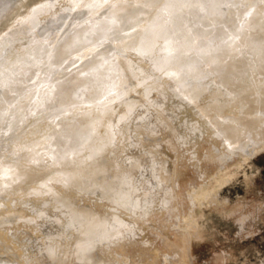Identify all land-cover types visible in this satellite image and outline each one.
Returning <instances> with one entry per match:
<instances>
[{"label":"bare ground","instance_id":"6f19581e","mask_svg":"<svg viewBox=\"0 0 264 264\" xmlns=\"http://www.w3.org/2000/svg\"><path fill=\"white\" fill-rule=\"evenodd\" d=\"M2 1H4L5 4L2 3ZM2 1L0 3H1V6H3L2 9L5 7L4 8V12H5L6 11L5 9H7V7L9 5H8L7 1L6 2H5V0H2ZM32 1H34V0H32ZM57 1L58 0H56V1L54 0L53 1L54 4H57L56 3ZM60 1L62 2L63 0H60ZM60 1H58L59 2L58 4H60V5H58V4L56 6L54 5L57 8L56 11H53L56 9L54 6L53 7L55 9H53V7L50 6V8L52 10H50V9L49 10L53 11L56 14V13H58L57 11L60 12L61 6H63V8H61V12H63L64 5H65V7L69 4L72 6L71 0H67V1L64 0L62 3H64V2H66V3L63 5H61L62 3ZM74 1H75V3L73 4L74 6H72V8H74V7H76V8H74L73 10L77 9L78 7L80 8V6L82 5L84 7L81 6V9H83V8L85 9L86 7H89L90 11H93L92 6H99L97 2L102 1L99 4H102L104 2V5L102 4L101 6L98 7L100 9L104 8L102 6H105L106 4L109 5V2H111V0L109 2H108V0H104V1L103 0H101V1L94 0V3H93V0L92 1L80 0L79 2H78V0H74ZM76 1L78 3H76ZM119 1H121V0H119ZM119 1H118V3H119ZM153 1L154 0H142V2H144L145 4L147 2H148L147 4H149V3L150 4H152V3L156 4V3L160 2V0H159V2H156V3H154ZM155 1H157V0H155ZM227 1H231V3H229V5L234 4V7L236 5L235 4L236 2L237 3L241 2L240 0H238L236 2L232 1V0H227ZM49 2L50 1L48 0V3ZM67 2H68V4H67ZM95 2L97 4H95ZM112 2H115V4H117L119 6H120V4H123V3L118 4V3H116L115 0ZM161 2H163V1H161ZM224 2H225V4H224ZM243 2H245V1L243 0ZM251 2L252 1H250V4H252ZM256 2H255V0H253L254 6L250 7V8H253V10H254L253 11V13H254L253 17L251 16L250 18H248L249 21L248 22L245 21L246 22L245 23L244 20L247 19L245 17L248 13L246 14L244 11V14H246L244 16L245 19L242 20V18H243V14H242V18H240V21H242V23H241L239 21V17H241V14H239V13L242 12L243 9H245L247 11H251V10H248L250 4L249 5L247 4L248 5L247 8H245V6H244L243 9H241V6H239L238 8H240L242 11L237 10L238 9L237 8L236 10L240 11V12L236 13L235 10L232 9L233 8L232 5H230V8L232 7L231 8L232 10H229L230 9L229 7H228L229 9L227 8V10H225L226 0H166L165 3H163L162 5L160 3L159 6L157 5L155 7L156 10L154 12H156V13H154V15L153 14L151 15V17L154 16V19L152 21H150V20L153 17L150 18V16L148 15L150 18V20H149L148 16H147V19L150 21V24H146L143 22V16H145L144 13H142L143 16H141L142 20L139 17V12L141 13L144 10L143 7L145 5L143 3L139 2V4L137 6H135L136 4L134 5L133 3L130 4L131 6L133 5L132 7H130V9L135 6L132 10H130V9H128V10L123 9L122 10V8L119 6H118V8H116L117 5H115L113 3L116 7H113V6L112 7H113V9L114 8H116V9L114 10V12H113V10L109 11V13L113 12V14L110 17L105 18L109 14L106 12L107 15L104 13L105 19L100 18V19H96V20L94 19L93 20V18H91L93 21H95V23L92 22L91 25H93V26H91V27L89 26L90 22L88 23V21L86 22L84 20L86 23H88V27H90V28L88 29L87 26H83V27H87V29H88L87 30L86 28L80 27V28H82L80 31H78V32H80V34L77 31H76V33L72 32L71 35H72L73 41H70V42L68 41V42H69V44L70 43L74 44V43H76L74 41H77V40H79V41L84 40L85 41V40H88L89 38L91 40L93 38L98 40V38L103 37L107 33L108 28L111 25L112 26L115 25V29H116V27L118 29L119 28L122 29L125 27H127V29H128L129 27H131V30H130V28H129V30H130V32H133L132 30L135 27L133 25L135 23H136V25H138L140 23L139 21H141L144 23V26L141 23L143 26V29L145 27L144 31H142V33H140V34H144L143 37L141 36L142 38H140V35H137L139 37V39H138V37L137 38L135 37L134 39H132V41H130L131 43L129 42L130 45L128 44V46H131L133 48V51L136 53V55L139 57V60H140V62L138 64H137V62H136V65L134 64L135 69L133 68V66H134V65H132L133 63H131V62L135 61V59L133 58L132 49H128V50H131V51H129V53L130 52L132 53V58H133L132 61H126L125 59H119V57H117L119 54L117 56H114L113 54H108V52H106V51L99 53V51H100L99 50L96 53L97 55L95 54L96 56L92 55L93 57H91L92 59H91V62L89 61L90 63L88 62V64H85V66H83L82 69L79 70V72L74 71L75 74L74 75L71 74L73 76H71V77L68 76V79H66V80L64 79V77H66L65 74L67 72L69 73L71 71H68L65 69L64 71L65 72L67 71V72L66 73L64 72V74H63L62 73L63 70L61 72V71H58L60 69H58V70L56 69L57 70L56 73L61 72L59 74L57 73L58 75H55L56 74V73H54L55 71L54 72L52 71L54 73V74H52V76L55 75L58 79L52 77V79L50 80V83L52 82L53 78H54V80L56 79L59 81L61 74H62V76L63 75H65V76L63 78L61 76L62 79H60V80L62 83H60V82L57 83V81L55 80V82H53L55 85L52 88H51V86H52L51 85L50 90H49V86H48V84H49L48 78H50V72L52 69L51 65H49L50 67L47 65L48 66V67L46 66L47 68L43 67V70H42L41 69L42 66H45V63H46V61H48V59L44 60V58H42L45 61V63H43L44 61H42V59H41L42 62H40V60H38V58H40V57L37 58V56L35 54V52L39 51V49L42 48V46H41V48H39L40 45H42L43 43L46 44L45 40H44V42L41 41V43H40L41 37H43V35L46 32H43L44 34L39 35V37L41 36L39 42H38V38H39L38 36H37V40L35 38L34 39L29 38V40L27 42L26 41L28 39L27 37H29V36H27L26 39L24 40L26 43L25 42H19V38H17L14 34H13L14 36H12V35L8 36L9 34L8 35L4 34L7 32V30H6V32H4L2 34V36L3 35L4 36L0 39V86L6 88V90L3 91L4 92V94H2L3 97L1 96V98H0V121L3 117L6 118L7 115L10 116V114H12L11 115L12 120L9 117H7L9 122L11 120V127L13 125H15V127H13V128L10 127L11 128L10 131H13L12 129H15V128H16V130L19 127L21 128V125L19 123H22V121H24L25 117H26V119H28L27 116H29V115L31 118L32 112L37 107H39L40 105L47 103V101L49 99H51L50 97L52 95H54L55 93H56V95L52 96V98H55L58 95L59 97L57 96L56 99L61 98L62 100H65V101H71V100L75 101V100H78V98H82V100L84 102H82L81 99H80V101L82 102V104L80 102L81 105L78 104V102H74L78 105L75 104L72 106L73 107L76 106V107H74V108L68 107L67 110L65 109L68 112V114L62 116L60 118V121L56 120V123L54 125H53V123H51L50 125L46 124L47 126L46 125L43 126L44 124H41L39 121H38L39 124H36L37 121H34L36 126L39 125V127H40L42 125L41 129H39L37 132H35L33 130H32L33 132H31V130H30V132H27L29 129H26L27 127H25V130H27V131L25 132V130L23 131L21 129L25 133L21 132L23 134L21 135L20 138L18 137L19 139L18 138L16 139L14 137V135L18 131L16 133L14 131L13 133H15V134H13L11 132L13 134V136H12V134L10 132H8L9 130L6 129V127H3V131H4V129H6L8 131H4V133H3L1 131L2 127L0 126L1 139L3 138V134L6 136L5 132H8L9 137L12 136L16 139V141H15L12 138L13 141H11L12 142L11 144H13L14 145L13 146V145L9 144L10 139L7 138V139H9L8 140L9 143H7V146L10 145L11 147H14L13 148L14 151L12 150V155L17 154V153H15L16 151L19 152L20 155H22L21 160H19V162L16 161V160H18L17 156L19 154H17V156H15V157L13 155L12 158H14V159L16 158L15 159L16 162L13 163L14 159H12L11 160L13 163L12 165H10V163H9L10 162L9 159H11V158L8 157L9 158L8 159L6 157L5 159L6 160L8 159L7 161H9V162H7V164L9 163L10 166L6 165V164L2 165L0 163V167L2 165V167L0 169V176H1L0 180L2 181V184H3V186H2L1 181H0V185H1L0 189L2 191H4V192H2V191H0V192H2V194H4L5 190H7L8 192H9V190L12 191L13 189L18 190L16 188V186L19 185L20 183L19 184H16V183L22 177L24 178V181H23V178L20 181H23V183H24L26 181L25 178L28 177L31 181V184H27V185L25 184L26 185L25 188H23L21 186L22 188H20L19 190L24 193V194L21 193L22 195H25V196L34 195L35 196V195L39 194V196H40V194H48L49 196H46V197H49V199H47V201L52 199V197L53 198L56 197L58 201H55V202L59 203V200H61L62 203L66 204V205L63 204L64 206H61V207L66 208L65 212L62 210V208L60 210L59 209L60 206H59V207H57V209H59L61 213L59 212V210H58L59 213H55V212H57L55 206H58V205H56L57 204L56 203L54 206L55 209H53L55 211L53 213H51L52 211L44 210V211L38 212V214H35L36 215L35 217L32 216V217H34V218L31 217L32 220L28 217V219H30L29 222L32 223V226H31L32 227V234L37 239V242L35 240L31 239L33 242L30 240L31 243L30 244L27 243L28 244L27 247H31L32 249L35 248V251H33V252H35V255L39 256L37 259H36V257H35V259H32L34 257V253H32L33 257H30L31 256L30 253L32 251L31 252L29 251L30 256L28 255V252L25 254L28 256L25 257V255H23V252L25 253L27 251V249H24L26 251H22L23 247H21L22 245H19V244H21L22 241L19 240V238H18L19 242L21 241L19 244L17 241L16 242L13 241V243H15L16 245L18 244L19 247H21V249L18 248V245L14 246L15 244H13L11 242V240L4 233L6 231L0 232V264H26V262H32L34 264H64L70 260L78 261V262H81L83 264H121L120 262L117 263L116 262L117 260L114 259V256L117 253L116 250L114 251V252H116L115 255L112 256V254L110 253L111 251H109V250H111L110 248L113 246H115V248L116 247L121 248L124 245L123 243L128 242V241H130V242L134 241L139 236V235L137 236V234H136V231L139 229L137 227L138 222H136V220L137 219L138 220L139 219L144 220V219L148 218L150 216V214H152V208H154V206L156 208L157 207L156 205H158V204H161V207L165 211H168V209L170 208V204L173 203L172 200L175 199L174 197H175V193H176L175 187L173 188L174 189L173 190L172 186L170 185L172 182V180H170L171 176L173 177L174 175H171L172 172L169 171L170 170L169 165L167 164V162H165L166 160H163V158H161V157L160 158L162 160L159 159V160H161V162H158V159L156 157L157 156L156 153L159 149V148L157 149V147H160L161 144H160V146L157 145V147H155L156 145H154L155 143L153 142L154 144H152V146H154L155 148H152L150 146L149 147L143 146L145 148H142V147L138 146L137 142H136L135 145H137L138 147L134 148V146H132V143L130 144L129 142H127L128 138L130 139V137H128L127 132H129V130H132V128L135 127L134 130H137L139 128L141 130V132H144L147 130L149 135L151 133L152 135L155 136L156 132H158L157 134H159V132H160L159 130L164 126V125L162 126L161 124H165L164 123V122H166L165 120L169 119V118L171 119L172 114L173 113L175 114L174 110H173L174 112L172 113L171 110L168 109V108H170L171 104L174 105L172 103L174 96L177 97V96L181 95V96H183V98L184 97L187 98L188 101L189 100L191 101V99L194 98L196 95L198 96V93H199L201 87L199 85H192V84L189 85L190 84V83H188L189 80L188 81H186V80L188 77L190 78V76L195 77V76L199 75V72L200 73L203 72V73H201V75L205 74L206 72L203 70H206V69H203L202 71L198 70L201 68L202 64H203L202 66H206L205 68H207V65L211 66V68H209L208 72L212 68H214V67L219 68L222 65L227 68L226 72H229L228 70H230V69L233 71V68L236 69L237 67L242 68L245 66L246 67L244 69L246 70L250 66H253V65H251V62H252V59L254 60L256 57L255 60L259 61V65H258V67L257 66L256 67L258 69H260L261 71H264V3H262V2L259 3L258 1H256ZM28 3L29 2H27L25 5L28 6ZM30 3H32V2H30ZM43 3H45V1ZM48 3H45V5H47ZM50 3L52 4V1ZM136 3H137V1H136ZM6 4L8 6H5ZM9 4L13 5L11 3H9ZM35 4H37V6H38V3H35ZM35 4H33V5L35 6L34 8L36 9L37 7ZM76 4H77V6H75ZM241 4H242V2H241ZM241 4H239V5H241ZM244 4H242V5H244ZM45 5H44V7H45ZM145 7H148V5ZM34 8H33V6L31 7V13L33 12V14L30 13V17H31V15H32V17H34L33 16L34 12L35 11L37 12V10H35V11L32 10ZM39 8H41V9H40V12L38 11L39 12L38 14L42 13V11H41L42 9L43 10L48 9V7L46 9H44L42 7V4L40 5ZM96 8L97 7H95L94 11L95 12L99 11V9L98 8L96 9ZM148 8L150 9V7H148ZM2 9H0V10L3 12ZM109 9H111V7ZM213 9H215L214 11H217L215 13L216 14L218 13V16L220 15L219 16L220 18L218 17L219 20H215L217 17H215V19L213 18L215 21L218 22V23L215 22V24H214V20L212 19V17H214L213 15H216V14H212V17L210 16V12H212ZM87 10H88V8L86 9V11ZM89 10L87 11L88 15L92 13V12L89 13ZM104 10H107V9H104ZM201 10L202 11L203 10H207V11L210 10V11L208 12L209 13L208 15L207 14L203 15V14H201L202 13ZM28 11H30V9H28L26 11V13ZM86 11H84V12H86ZM122 11H124V12L121 13ZM214 11H213V13H214ZM43 12L49 13V15H51L53 13V12H51V14H50V12H47V11H43ZM95 12H94V14H96ZM203 12L205 13V11H203ZM26 13L24 15H26ZM46 13H44L45 15H43V14H42V16L40 15V17H42V19H43V16L46 17V15H48ZM77 13H79V12H77ZM77 13H75V11L72 12L73 15L77 14ZM219 13H221V14H219ZM38 14L35 18L38 17ZM146 14H147V12H146ZM2 15H0V16H2ZM103 15H102V18H103ZM238 15H239V17H238ZM21 16H19V19L23 18V20H24V16H22V17ZM26 16H28V13ZM53 16L55 17V15H52V17H51L52 19H53ZM75 16H73V19H75ZM86 16H87V13H86ZM92 16H93V14H92ZM205 16H207V17L210 16L208 18H211V20H213V22L212 21L211 22L214 25L211 26L212 24L209 20L210 25L207 26L210 28V30H212L211 32L214 33V34L210 33L211 36L213 35V38L210 37L209 35H208L209 38H207V36L205 37V35H203V37H202V36H200L201 35L200 33H199L200 35L198 34V32H201L202 30L206 31V29H207V28L204 29L205 27L203 28L202 24H200V26L203 29L201 28L202 29L201 31H199V30L196 31V27L198 26L197 24H199L200 22L206 21L205 22L206 24H204V26L207 25L208 20H204ZM40 17H38V19H37L38 21L41 19ZM76 17L78 18L79 15H77ZM84 18H86V17H84ZM147 19H144V20L147 21ZM31 20L32 19L26 20V17H25L26 22L31 21ZM37 20H36V23H39V22H37ZM12 21H10V22H12ZM33 21L35 23L34 19L31 22H33ZM40 21H42V20H40ZM46 21L47 20H45V22ZM75 21L76 20H74V22H72L71 24H73V23L78 24V22H80L79 26H82L81 24H82L83 20L80 21V17H79V21H77V22H75ZM2 22H4V20ZM2 22H1V25H2ZM42 22H44V21H42ZM42 22H40L41 23L40 26L42 25ZM19 23L20 24L24 23V21L20 20ZM34 23H32V24L35 25L36 23L35 24ZM48 23L49 22L42 25L40 28L43 27L42 29H44V26H46ZM219 23H223L224 25L225 24L229 25V27L231 29L234 28V26L236 28L240 27L237 29L238 32H239V30H241L240 33H238V32L232 33L233 38L234 37L235 38L238 37V38L235 40H231L230 43L226 42L225 40H227V36H229V35H226L224 33L226 31L223 32V30H226V29L224 28L223 25H221ZM237 23L239 24L238 27L236 26ZM13 24H14V22H13ZM29 24H30V22L25 24V26H27V25L29 26ZM77 24H75V25H77ZM141 24H140V26H141ZM145 24L147 27L145 26ZM218 24L221 27L223 26V28H222L223 30H221V28L218 27ZM7 25H9V24L7 23ZM195 25H197V26L195 27ZM32 26H30V28ZM49 26H50V24L48 25V27ZM69 26H70V24H69ZM132 26H133V28H132ZM36 27H39V26L37 25ZM36 27H34L35 30L40 29V28L36 29ZM48 27H46V28H48ZM137 27H136V29H137ZM194 27H195V29H194ZM227 27L228 26H226V28ZM28 28L29 27H27V29ZM236 28H234V29H236ZM32 29H33V27H32ZM73 29H74V27H73ZM121 29L119 31L120 34L123 32V29H122V32H121ZM127 29H124V31H127ZM143 29H141V30H143ZM197 29H199V28H197ZM208 29H207V31H209ZM3 31H5V30H3ZM3 31H1V32H3ZM204 31H202V34ZM242 31H243V33H242ZM15 32H17V29ZM136 32H137V30H136ZM230 32H231V30H230ZM230 32L228 30L227 33H230ZM124 33L125 32H123V34H121V35H124ZM126 33L128 34V31ZM207 33L209 34V32H205V34H207ZM61 34H64V33H61ZM116 34H118V33H116ZM127 34L123 36V39L127 38L126 37ZM134 34H135V29H134L133 35ZM136 34H138V32ZM222 34L224 36H226L225 39H224V36L222 39V37H221ZM48 35H46V36L44 35V36L47 37ZM68 35H70V34H68ZM111 35H113V33ZM30 37H32V36H30ZM45 37H44V39H47ZM119 37H121V36H119ZM129 37H131V34L129 35ZM105 38H107V36ZM220 38L222 40H224L223 44H222V41ZM70 39H71V37H70ZM230 39H232V38L230 37ZM57 40L58 39H56V41ZM59 40H60V38H59ZM100 40H102V39H100ZM34 41H36V43L37 42L40 43V45L37 43L39 45V47H37L38 46L37 44L35 45ZM84 41H83V44H82V41L80 44L77 42L76 43L77 45L74 44V46H71L72 49L69 47V44L67 47H64L63 43L61 45L60 41H59L60 42L59 44L57 43L58 41L54 43L55 45L57 43L56 47H54L55 45L50 46L52 44L51 43V44H49V46L51 49L53 47V49L51 50L50 54L48 52L44 53V51L47 50L46 48L48 47V45L43 44L46 48L43 47L42 48L43 52H42V50L40 52H42L43 55H46V57L48 56V54L52 56V58H51L52 60L49 59V61L50 60L51 61L50 62L48 61L50 64H52V63L56 64L58 62L60 65V64H62L61 63L62 60L65 59V56L68 59L70 56H73V54L75 53V52L74 53L71 52L73 49L75 50V48H77V47L80 49V46L84 45L85 43H86L85 45H87V43H89V41L88 42H84ZM99 41H98V43H100ZM103 41H104V38H103ZM106 41L111 45L113 44L112 43L113 41L112 42L108 41V39H106ZM119 41L121 42V40H119ZM120 42H119V46H120ZM115 43H116V41H115ZM5 44H9L10 50L8 51V53L3 52L2 48ZM78 44H79V46H78ZM91 44H90V47L87 46V50H88V47H89V49L91 48ZM95 44H97V42H95ZM100 44L102 45V43H100ZM100 44L98 46L92 44V46L93 47L94 46L100 47ZM117 44H118V42H117ZM121 44H122V42H121ZM85 45H84L85 49H83V50L86 51ZM244 45L245 46L247 45L246 47H248V45H249L248 50L250 49L251 53H250V51H247V49L245 50V52L250 53V56H248L249 54L247 55L248 57L245 56L247 53L245 55L242 53V51H243L242 49L244 48ZM126 48H129V47H126ZM48 49H49V47H48ZM66 49L67 50L70 49V51H69L70 56L69 57H68V54L64 56V53L67 52ZM103 49H104V47H103ZM124 49H125V46H124ZM124 49H123L124 53L120 52V55L123 54V56H126V59H128V57H130V56L128 55V57H127L128 52H125L126 50H124ZM94 50L92 51V53L94 52ZM79 52L81 53V50ZM79 52H78V54H80ZM71 53H73V54L71 55ZM83 53H85V55H84L85 57H86V55H88V52H83ZM135 53H134V55H135ZM78 54L77 55L74 54V55L78 56ZM37 55L40 56L39 52L37 53ZM89 55H91V54H89ZM51 56H48V57L50 58ZM41 57H42V54H41ZM63 57H64V59H63ZM121 57H122V55H121ZM68 59H65L63 61V62H65V64H63V69L65 67H67V69H70L73 66L71 63H69V65L71 64L70 67H68L66 65V62H67L66 60H68ZM60 60H61V62H59ZM89 60H90V58H89ZM258 61H256V62L258 63ZM82 62H83V59H82ZM256 62L254 64H256ZM38 64H40V65H38ZM46 64H48V63H46ZM204 64H206V65H204ZM59 65H58V67H61V65L60 66ZM126 65H127V67H131L133 69L131 70L129 68L128 72H127L126 71ZM248 65H249V67H247ZM39 66L41 68H38L39 70L37 71V73L39 75L37 73H35L38 75V76L36 75V78L41 76L40 75L41 73H42V75L44 73V75H43L42 79L41 78L39 79L40 80L39 85H36L37 86L36 87V86L31 85L34 82H30L31 84L27 83L28 82L27 78H29V76H30L29 75L27 77V73L31 70L34 71V68H35L34 72H36V69ZM79 66H80V64H79ZM54 67H56V66H53V68ZM73 67H76V66L74 65ZM76 68H78V67H76ZM216 68H214V69H216ZM254 68L255 67L249 68V70L252 72V74L249 73L251 76V77L249 76V78H250L249 80H253V79L257 80L256 79L257 77L253 78V76H252V75H254L253 71H252ZM221 69H223V68H221ZM258 69L255 68V70H258ZM71 70H72V68H71ZM76 70H78V69H76ZM129 70H130V72H129ZM237 70H240L241 72L243 71L239 68H237L236 71ZM245 70H244V72H245ZM40 71H43V72H40ZM197 71H199V72L197 73ZM214 71L216 72L217 70H214ZM214 71L211 70L212 73H214ZM222 71H224V70H222ZM240 71H237V75H238V72H240ZM217 72H219V71H217ZM233 72H235V71H233ZM241 72H240V75L242 76L244 73H241ZM129 73H130L131 77H132V75H136V77L138 76L137 78L140 77V80H138V81H141L140 86H142V84H144V85H143L142 91L139 93L138 98L132 99L133 98V95H132L131 99L127 98V100H126L123 97V94H124L123 92H125L123 90L124 89L127 90L128 87L126 86L127 87L126 88L124 86L125 88L122 89V85L125 83V81L128 82L127 78L129 77ZM210 73H208V74H210ZM245 73H247V72H245ZM214 74H215V76H217L218 73L217 74L214 73ZM219 74H221V73H219ZM224 75L225 74H223V76ZM258 75H259V72H258ZM260 75H261V72H260ZM260 75L258 78H260V77L264 78V76L262 77ZM33 76L35 77V75H33ZM202 76H204V75H202ZM228 76H230L229 73H228ZM231 76H232V74H231ZM241 76H239V77H241ZM34 77H33V80H31L32 78L30 77L31 78L30 80L34 81ZM194 77H193V80H195L197 78L196 77L194 79ZM235 77H237V76H235ZM247 77H248V73L246 74V78ZM204 78H205V76H204ZM204 78H202V79H204ZM206 78H210V77H207V74H206ZM220 78L216 81L218 82L219 80H221ZM241 78L243 79V77H241ZM244 78H245V76H244ZM251 78H253V79H251ZM136 79L134 77L135 83H136ZM222 79H223V77H222ZM229 79H230V77L228 78L226 76L224 78L225 81H227V80L229 81ZM232 79H231V83H232ZM242 79H238V80L241 81ZM37 80H35V82ZM62 80H64V82ZM210 80H212V79H210ZM213 80H215V78ZM238 80L237 81L233 80V81H234V83H237V82H239ZM255 80L252 83V86H253V84L259 85V82L256 83ZM216 81H215V83H216ZM137 83H139V82H137ZM220 83H222V82H220ZM241 83L243 84V82H241ZM193 84H196V83H193ZM242 84H240L241 87L244 86ZM124 85H126V84H124ZM127 85H128V83H127ZM136 85L139 86L138 84H136ZM136 85L134 87H136ZM222 85L223 84H221V86ZM224 85L226 87L228 86L226 84H224ZM236 85H239V84H236ZM27 86L29 88L31 87V91L28 89ZM32 86L34 88H36V91L32 88ZM25 87L30 91V92H28L30 94L29 95L27 94L28 96L24 93V92H27V89L23 92L24 96L22 94V90L25 89ZM228 87H230V85ZM237 87H240V86H235V88H234L235 90H232L233 92H235V94L237 91V95H233V96H238V98H242V100L244 99L248 102V107H247L246 113L242 116V114H241L242 112H240L241 117H238V120L232 119L233 121L235 120L236 122H232L231 120H229V119L235 117L236 115L230 116L231 118H229L228 116L227 117L225 116L226 119L228 118V121H226V119L223 118L226 121V124H225V121H223V119H222V121L224 123H222L221 120H218V121H221V122H219V124L222 123V124H220L221 126H223V124H225L226 128L223 129L224 126L223 127L218 126V127L222 128L221 130L218 127H216V128L214 127V128L216 130L218 128L217 131L220 130L219 134L221 133L222 136L225 135V133H226L231 138V140H233L235 142L234 146L240 147L239 142L241 140H243L242 139V137H243L242 133L244 131H247V132H249L255 136H256V134H259V136H262L260 134L264 133V124L263 125L260 124V122L263 123V121H259V120H261L260 118H258L257 116H255V118H254V116H253L254 115L253 109H256V107H264V91L260 90V89L258 91V90H256V88H254V86L252 89H250V87H247L246 88L247 90H244L245 87H244V89H242L241 87H240L241 89L240 88L236 89ZM260 87H262V86H260ZM260 87L257 86V88H260ZM0 89H2V88H0ZM32 89H33V91H32ZM139 90H141V89H139ZM203 90H202V93H203ZM232 91H231V87H230V91L227 90V92H229V93H231ZM136 92H137V90L134 93L137 94ZM202 93H200V95ZM21 94L23 97L27 96V98L25 100L23 99L24 101L20 100V102L22 101V103L17 101V99L19 98V95L21 98ZM36 94H38V95H36ZM39 95H40V98L38 97V99H39L38 100L39 102H38L36 100L37 98L35 96H39ZM126 95L128 96L129 94H126ZM127 96H125V98ZM128 97H130V96H128ZM3 98H7V100L9 99L8 102L6 103V99H3ZM195 98H199V96L195 97ZM235 98L237 99V97H235ZM56 99H54V100H56ZM175 99L176 98H174V100ZM13 100H15V101H13ZM54 100L51 99V101L49 100V102H48V103H50V102L53 103V105L49 104L52 107V110L56 106V104H54V102H55ZM141 100H143L144 104L138 105ZM194 100H192V101H194ZM195 101H197V99ZM58 102L60 104V100H58L57 103ZM177 102H179V101H177ZM239 102H241V101H239ZM64 103H67V102H64ZM180 103H178V104H180ZM221 103H222V101H221ZM38 104H39V106H37ZM69 104H71V103H69ZM178 104H177V106H178ZM208 104H210V103H208ZM216 104H215V106H216ZM45 105H47V104H45ZM65 105L63 104V106H65ZM239 105H241V104H239ZM60 106H62V105L60 104ZM174 106L176 107V103ZM218 106L219 107L221 106L220 100H219ZM46 107H44L43 118L41 117V115L38 116L39 118L40 117L42 118V121L44 123H45V120H47V118L49 117V116H47V118H44V115L47 113H50V111H52L50 109L51 108L50 107L49 108L50 110L46 111L47 112L46 113L45 112ZM56 107L54 108V112H55V109H58ZM200 107L201 106H199V112H200V110H201V113H202V110L203 111L205 110V112L207 111L205 108L201 109ZM219 107L214 108L213 110L210 108V110H212L214 112V110L216 109V112H217L218 111L217 109H219ZM22 108H24V110ZM59 108H62V107H59ZM196 108H197V105H196ZM241 108H243V106ZM38 109L39 108H37L36 110L37 111H39L40 109L43 110V108H40L39 110ZM224 109L225 108L223 107V110ZM42 110H40L38 112V114L40 112L42 113ZM166 110L171 112V114H170V112H168L169 115H171V117L168 115ZM177 110H178V108H177ZM210 110H208V111L210 112ZM223 110L221 108V110H219V111L223 112ZM257 110H256V112H257ZM59 111H60V109H58L57 113ZM66 111H64V112H66ZM251 111L253 112L252 117L250 115ZM62 112H63V109H62ZM62 112H61V114H62ZM165 112L167 113V115L169 117H166ZM59 113H58V115H61ZM54 114L52 113V115H54ZM4 115H6V116H4ZM179 115L180 114H178V116ZM55 116H56V114L54 115V117ZM33 117L35 118V116H33ZM33 117H32V120H37L36 119L37 117L35 119H33ZM51 117L52 116L50 115V118ZM57 117H60V116H57ZM57 117H55V118H57ZM30 118H29V120H30ZM176 118L180 119V117H177V116H176ZM7 119L4 120V118H3L4 121H6ZM43 119H45V120H43ZM48 120H50V119H48ZM52 120H53V118H52ZM169 120H168V122H170ZM178 120H176V121H178ZM210 120L212 121L213 118ZM4 121H3V123H5ZM31 121H29V122L24 121V122L25 123L27 122L29 124ZM57 121H58V123H57ZM216 121H217V119H215V121L213 120V122H212L213 124L211 123V125L215 126ZM229 121H230V123H229ZM9 122H7L8 124H6V123L5 124L8 126V125H10ZM53 122H54V120H53ZM214 122H215V124H214ZM3 123H1V125ZM25 123H24V125H22V127L28 125L27 123L25 125ZM147 123H149V126L147 125L148 127L145 128ZM172 123L173 122H171L170 124L172 125ZM170 124L169 125L167 124L169 129H170ZM175 124H177V122ZM32 125L29 124L28 127L29 126L31 127ZM137 125H138V127L136 129ZM260 125H262V126H260ZM36 126H33L34 130H36L35 129ZM139 126L144 128L143 129L144 131H142V128H140ZM143 126H145V127H143ZM165 126H166V124H165ZM173 126L175 127V125H172L171 131H174L175 134H177L176 133L177 130H174ZM158 127L159 128L161 127V128L159 129ZM242 127L244 129L243 132H242ZM157 129H159V130H157ZM164 129H165V127H164ZM164 129L162 128L161 130L164 131ZM169 129H168V131H169ZM18 130H20V129H18ZM140 130H139V132H140ZM221 131H224V132H221ZM146 132H144L145 135H147ZM246 134H248V133H246ZM129 135H130V133H129ZM141 135H139V136H141ZM172 135H173V132H172ZM19 136H20V133H19ZM134 136H136V135H134ZM150 136L147 137V139L150 138ZM229 137H228V139H229ZM140 138H142V136ZM152 138H154V137H152ZM157 138H158V141H159V139L161 140V137L157 136ZM225 138H226V136H225ZM1 139H0V141L2 142V140L4 138L2 140ZM7 139L4 140V142H3L5 144L2 143L3 145H6V142H8ZM251 139H253V138H251ZM163 140H162V142H163ZM176 140H178V139H176ZM244 140H245V138H244ZM244 140H243V142H244ZM137 141H139V140L137 139ZM145 141H147V140H145ZM151 141H153V140H151ZM154 141H157V139H155ZM168 141L171 142V140H168ZM13 142H15V144ZM170 142H169V144H171V146H172L173 144ZM227 142H228V144H230L229 143L230 139ZM140 143H141V141H140ZM236 143H239V145H236ZM156 144H159V143L156 142ZM139 145H141V144H139ZM242 145H243V143H241V146ZM168 147H169V145H168ZM230 147H233V146H230ZM2 148H3L2 152H4L7 147L2 146ZM161 148H162V146H161ZM1 150H0V155H1L0 159L4 158V156L10 155V154H6V152L4 153L5 155L2 154ZM7 150H8V148H7ZM8 151H7V153H11V149H9ZM160 152H162V151H160ZM160 152H159V154H160ZM163 153L160 154V156L166 154V153H164V154ZM2 155H4V156H2ZM10 157H11V155H10ZM155 157L157 160L155 159ZM163 157L166 158L165 155ZM6 160H5V162H6ZM2 161H3V159L1 160V162ZM24 176H26V177H24ZM174 178H172V179H174ZM27 181H28V179H27ZM172 185L174 186L173 182H172ZM62 187H63V189L64 188L66 189V190L64 189L65 193L63 192V190H61ZM88 187L89 188L90 187H96V188H98L97 190L101 189L102 191L100 190V192L99 191L98 192L103 194L104 198L108 202L110 201L111 203H109V204L112 206L107 204L108 207H104V208H108V210H102V209H96L94 206L91 207V205H88V204H87L88 206H86L82 202L80 205L79 200L76 201V203L79 202V203H77V205L72 204L73 202H71V203L68 202V198L71 196V191H73V189H77V190L79 189V190L83 191L84 188H86L85 191L88 192ZM16 190L13 192L18 193V191H16ZM91 190H92V192H93V190L95 191V189H91ZM82 191H81V194L78 191H76V192L79 193L78 195L82 196L85 193V192L82 193ZM8 192L6 193L5 196H7ZM74 192H75V190H74ZM90 192L91 191L89 190L87 195H89V194L91 195L92 192L91 193ZM8 195H10V194H8ZM11 195H14L12 197L17 196L15 194H11ZM75 195H77V194H75ZM93 195L96 196V194H93ZM98 195H100V194H98ZM177 196H179V195H177ZM10 197H6V198L10 199ZM19 197L20 198L17 200L21 199V196H19ZM28 197H30V196H28ZM82 197H84V196H82ZM16 198H18V196ZM22 198H27V197L22 196ZM97 198H99V196H97ZM104 198H101V199L104 201ZM99 199H97L96 201H98ZM4 200H7V199H4ZM44 200H42V201H44ZM54 200H56V199H54ZM54 200L52 199V202ZM102 200H100V201H102ZM27 201H26V203H27V205H29L28 202L30 201V199L28 202ZM72 201H74L73 197H72ZM1 202L3 203V201H0V206L5 204V203L1 204ZM49 202H47V203L49 204ZM47 203L45 204V206L48 205ZM5 205H3V207ZM24 205H26V204H24ZM31 205L32 204H30V206ZM101 205H104V204L101 203ZM9 206L6 205L5 207H9ZM109 206L111 207V209H109L110 208ZM24 208H25V206H24ZM24 208L22 207V209H21V206H20L19 209H20V211L21 210L22 211L28 210V209L23 210ZM118 208H120V209L123 208L124 211L130 212L131 215H129L128 218L121 217L122 215L120 216L117 212ZM3 209H5V208H3ZM3 209H0V210H3ZM6 210H8V209H6ZM9 210H8L9 212L7 211L8 213H6V212L3 213L4 210L1 211L2 214L0 212V223L1 224L3 223V226L5 225L4 222L8 218L15 217V215L17 214L16 208L15 209L9 208ZM50 210H51V208H50ZM123 210H121V212ZM119 212H120V210H119ZM30 214H33V213H30ZM120 214H122V213H120ZM18 216H20V215H18ZM28 216H31V215H28ZM125 216H126V214H125ZM164 216H165V214H164ZM23 217L26 218V216H23ZM23 217H22V219H23ZM167 217H168V215H167ZM16 218H18V217H16ZM135 218H137V219L135 220ZM165 219H166V217H165ZM167 219H169V217ZM26 221L23 220L22 222L26 223ZM29 222H27V223L29 224ZM139 222H141V220ZM142 223H144V221ZM160 223H161V221H160ZM166 223H168V222L166 221ZM12 224H14V221L12 222ZM147 224H148V222H147ZM24 225H26V224H24ZM147 227H149V226H147ZM28 228H29V226H28ZM168 228H170V227H168ZM141 229L142 228H140L139 230H141ZM68 233H69V235H68ZM134 233L136 234V235H134L135 238L133 237ZM141 233H143V232H141ZM32 234H31V237H33ZM66 235H68L69 238H66L67 237ZM9 237H11V235ZM26 238H27V236H26ZM11 239H13V238L11 237ZM33 239H34V237H33ZM28 241H29V239H28ZM103 242H105V243H103ZM101 243H103L104 245H101ZM143 243L144 244L146 243L145 240ZM143 243H141V244H143ZM99 244H100V246H99ZM98 246L99 247L102 246V247L98 248ZM122 249L123 248H121V250ZM139 251H141V250H139ZM156 251H157V249H156ZM135 253H136V251H135ZM145 253H147V252H145ZM152 253H154V252H152ZM152 253H148V255L150 254V257H151ZM123 255H125V254H123ZM155 255L156 254H154V256ZM129 258H130V256H129ZM152 258H153V255H152ZM132 259H134V258H132ZM149 259H151V258H149ZM23 260L25 262H23ZM121 261L123 262V260H121ZM32 263H28V264H32ZM135 263H136V261H135ZM72 264H73V262H72Z\"/></svg>","mask_w":264,"mask_h":264},{"label":"rangeland","instance_id":"374dc122","mask_svg":"<svg viewBox=\"0 0 264 264\" xmlns=\"http://www.w3.org/2000/svg\"><path fill=\"white\" fill-rule=\"evenodd\" d=\"M2 1V0H1ZM0 1V2H1ZM7 1V3H8V5L11 7H9L7 4L5 5V6H8L7 7V9H5L6 11L4 12V8L2 9V7L3 6H1V3H0V9H2L3 10V12L0 14V15H2L3 13V15L2 16H0V39L4 36H2V34L4 33V32H6V30H7V32L6 33H4V34H9L8 36H16L17 38H19V42H25L24 40L26 39V37L27 36H29V37H27L28 39L26 40L27 42H28V40H29V38H31V39H36L37 40V36L39 37V35H42V34H44L43 32H46L44 35L46 36V35H48L47 37H45L44 35H43V37H41V40H40V37L38 38V42H39V40H40V43H41V41H43L44 42V40H45V42H46V44H44L43 42V44L44 45H48V47H49V49H48V47L46 48L43 44L42 45H40V43H38L39 45H40V47H39V45L36 43V41H34L35 42V45L37 44L38 46L37 47H39V48H41V46H42V48L44 47V48H46L45 50L46 51H44V53L45 52H48L49 54H50V52H51V50L53 49V47H52V49L50 48V46H54L55 44V42H57L58 44L60 43L61 45H62V43H63V46L64 47H67L68 46V44H69V42L70 41H73L72 40V32L73 33H76V31L78 32V31H80L82 28H80V27H83V26H87L88 27V23L90 22V24H89V26L91 27V26H93V25H91L92 24V22H94L95 23V21H93L94 19L96 20V19H105V18H108V17H110L112 14H113V12H114V10L116 9V8H118V6L119 5H117V4H115V2H112V1H114V0H111V2H109L110 0H108V2H109V5L108 4H106L105 6H102V7H104V8H98L99 6H101L102 4L104 5V2L102 3V4H99V3H101L102 1L101 0H98V1H101V2H97L98 3V5L99 6H92L91 8L93 9V11H94V9H95V7H97L98 9H99V11H97V12H95L96 14H94V12L93 11H90L89 10V7H86L84 10L83 9H81V6H80V8L78 7L77 9H75V10H73L74 8H76V7H74V8H72V6H74L73 4L75 3V1L74 0H71L72 2H71V4H72V6L69 4V5H67L68 4V2H67V6L65 7V5H64V9H63V12H61V8H63V6H61V8H60V12L59 11H57L58 13H54L53 11H56L57 10V8L55 7L59 2L58 1H60V0H58L56 3L57 4H54V0H49L50 2L52 1V4L49 2L48 3V0H34V1H32V0H5V2ZM45 1V3H48L47 5H45V3H43V2ZM47 1V2H46ZM56 1V0H55ZM64 1V0H63ZM62 1V2H63ZM67 1V0H66ZM80 0H78V2H79ZM90 1H92V0H90ZM104 1V0H103ZM116 1V3H118V1L117 0H115ZM123 1V2H122ZM136 1H137V3H136ZM161 1H163V2H161ZM165 1L166 0H160V2H159V0H157V1H153L154 3H156V2H159V3H156V4H145L144 2H142V0H121V1H119V3L118 4H120V3H123V4H120V6L119 7H121L122 8V10L124 9V10H128V9H130V7H132L130 4H136L135 6H137L138 4H139V2L140 3H143L145 6H147L148 5V7H150V9L148 8V7H143L144 8V12L142 11L141 13L139 12V17H140V19L142 20V17L141 16H143L142 15V13H144V15L145 16H143V22L144 23H146V24H150V21H152L153 19H154V16H152L151 17V15L153 14L154 15V13H156V12H154L156 9H155V7L158 5L159 6V4L161 3V5L163 4V3H165ZM232 1H238V0H232ZM241 2H242V4H244L245 2V4L244 5H242L241 4V2H236L235 4V7H234V4H230V5H232V9L233 10H235V12L236 13H239L240 11H237V10H241V9H243L244 8V6H245V8H247V6L250 4V1H252L251 3L253 4H250L249 5V9L248 10H251V11H247V10H245V9H243V11L242 12H240L239 14H241V17H239V15H238V17H239V21H240V18H242V14H243V18H242V20H244L245 18H247V19H245L244 20V22L245 21H249V19L248 18H250L251 16L253 17V8H250V7H252V6H254V3H253V0H244L245 2H243V0H240ZM256 1H258L259 3L260 2H262V3H264V0H255V2ZM27 2H29L28 3V6L27 5H25ZM30 2H32V3H30ZM61 2V1H60ZM61 2V3H62ZM77 1H76V3H78ZM95 2V4H97ZM106 2V1H105ZM2 3H4V1H2ZM9 3H11V4H13V5H10ZM35 3H38V6L40 7V5L42 4V7L44 8V9H46L47 7H48V9H46V10H41L42 11V13H40V14H38L39 12H40V9L41 8H39L38 6H37V4H35ZM66 2H64V3H62L61 5H63V4H65ZM93 3H94V0H93ZM92 3V4H93ZM117 5V7L114 5ZM229 3H231V1H227L226 0V8H225V10H227V8L229 7L230 8V5H229ZM257 3V2H256ZM261 3V4H262ZM5 4V3H4ZM3 4V5H4ZM30 4V5H29ZM33 4H35L36 5V9L34 8L35 6L33 5ZM94 4V5H95ZM224 4H225V2H224ZM239 4H241V5H239ZM248 4V5H247ZM44 5H45V7H44ZM55 5V6H54ZM58 5H60V4H58ZM108 5V6H107ZM123 5V6H122ZM125 5V6H124ZM155 5V6H154ZM30 6V7H29ZM33 6V8L34 9H32V10H37V12L35 11L34 12V17H32V15H31V17H30V13H31V7ZM47 6V7H46ZM50 6H54L53 7V9H55V10H53V11H50V10H52L51 8H50ZM75 6H77V4L75 5ZM86 6V5H85ZM116 7V8H114L113 9V7ZM134 6V7H135ZM239 6H241V9L240 8H238ZM28 7V8H27ZM58 7V6H57ZM69 7V8H68ZM71 7V8H70ZM82 7H84V6H82ZM111 7V9H109ZM124 7V8H123ZM133 7V8H134ZM25 8V9H24ZM88 8V10H89V13H91V14H89L88 15V10L86 11V9ZM90 8V9H91ZM96 8V9H97ZM126 8V9H125ZM133 8H131L130 10H132ZM146 8V9H145ZM148 8V9H147ZM228 8V9H229ZM229 9V10H232V9ZM238 8V9H237ZM19 9V10H18ZM22 9V10H21ZM28 9H30V11H28L27 13H28V16H26L27 15V13H26V11ZM50 9V10H49ZM91 9V10H92ZM104 9H107V10H104ZM237 9V10H236ZM25 10V11H24ZM49 10V11H48ZM73 10V11H72ZM83 10V11H82ZM113 10V12L112 13H109V11H112ZM215 9H213L212 10V12H210V16L212 17V14H216L215 12H217V11H214ZM224 10V11H225ZM39 11V12H38ZM43 11H47V12H50V14H51V12H53L51 15H49V13H46V12H43ZM75 11V13H77V12H79V13H77V14H72V12H74ZM84 11H86V12H84ZM147 12V14H146V12ZM202 11V10H201ZM203 11H205V13L203 12ZM202 11V13L201 14H209L208 12L210 11H207V10H203ZM213 11H214V13H213ZM244 11H245V13L247 14H244ZM24 12V13H23ZM84 12V13H83ZM109 13L108 14V16H106L105 17V14L107 15V13ZM124 11H122L121 13H123ZM250 12V13H249ZM26 13V15H24ZM44 13H46V14H48V15H46V17L45 16H43V19H42V17H40V15L42 16V14L43 15H45ZM86 13H87V16H86ZM105 13V14H104ZM31 14H33V12L31 13ZM37 14H38V17H40L41 19L40 20H42V21H44V22H42V21H38L37 19H38V17L37 18H35L36 16H37ZM81 14V15H80ZM85 14V15H84ZM92 14H93V16H92ZM104 14V15H103ZM219 14H221V13H219ZM250 14V15H249ZM24 16V20H23V18H20L19 19V16ZM52 15H55V17L53 16V19L51 18L52 17ZM77 15H79V17H80V21H82L83 20V22H82V26H79V24H80V22H78V24L77 23H73V24H71L72 22H74V20H76L75 22H77V21H79V17L77 18L76 16ZM102 15H103V18H102ZM150 16V18H152L151 20H150V18H149V16ZM217 15V16H216ZM216 15H213L214 17H212V19L214 18L215 19V17H217L215 20H219V16H218V13L216 14ZM246 15V17L244 18V16ZM14 18H13V17ZM16 16V17H15ZM21 16V17H22ZM73 16H75V19H73ZM96 16V17H95ZM99 16V17H98ZM147 16H148V19L150 20H148L147 19ZM210 16H208V17H210ZM5 17V18H4ZM25 17H26V20H30V19H34L35 20V23H36V20H37V22H39V23H36L39 27H36L37 25L34 23V21L33 22H31V21H28V22H30V24H29V26L27 25V26H25V24H27L28 22H26L25 21ZM84 17H86V18H84ZM89 17V18H88ZM105 17V18H104ZM207 16H205V19L204 20H208L207 21V25L206 26H204V24H206L205 22H200L199 24H197V25H195V27H196V31L197 30H199V31H201L204 27V29H208L209 27H207V26H209L210 25V22L212 21L213 22V20H211V18H208ZM219 17V18H218ZM14 20H13V19ZM30 18V19H29ZM47 18V19H46ZM82 18V19H81ZM90 20L91 18H93V20L91 19L90 21L88 20V19ZM4 20V22H2L3 20ZM13 21H12V20ZM19 19V20H18ZM49 19V20H48ZM57 19V20H56ZM78 19V20H77ZM144 19H147V21L146 20H144ZM2 20V21H1ZM6 20V21H5ZM20 20L21 21H24V23H19L20 22ZM45 20H47L46 22H45ZM52 20V21H51ZM87 22L88 21V23H86L85 21ZM209 20H210V22H209ZM214 20V24H215V22L216 23H218L217 21H215ZM9 21V22H8ZM10 21H12V22H10ZM18 21V22H17ZM1 22H2V25H1ZM13 22H14V24H13ZM16 22V23H15ZM40 22H42V25H44V24H46L47 22H49L46 26H44V29H42V28H40L41 26H40ZM56 24H55V23ZM97 22V21H96ZM140 23L138 24V25H136V23L133 25V26H135L134 27V29H135V34L133 35V33H134V29L132 30L133 32H130V30H131V27H129L130 28V30H129V28L127 29V27H125V28H122L123 29V32H125L124 33V35H126L127 33V31H128V34H127V38L126 39H123V36L124 35H121V34H123V32H122V29L121 28H117L116 27V29H115V25H111L109 28H108V31H107V33L103 36V37H101V38H98V40H96V39H88V40H77V41H74V42H78L79 44L81 43V41H82V44H83V41L84 42H88L89 41V43H87V45H85V47H86V51L85 50H83V49H85L84 48V45H82V46H80V49L78 48H75V50L73 49L71 52H75L74 54L75 55H77L78 54V52L81 50V53L80 54H78V56H75L73 53H71V55L73 54V56H70V53H69V51H70V49L69 50H67L69 47L72 49V47L71 46H74V44L75 45H77L76 43H70L69 44V47L66 49L67 50V52H65L64 53V56L65 55H67L68 54V57H69V59L65 56V59H68V60H66L67 62H66V65L68 66V67H70L71 66V64L74 66H76V67H78V68H76V67H71L72 68V70H71V68L70 69H67V67H65L64 69H63V64H65V62H63L65 59H64V57H63V59L64 60H62V62H61V60L59 61V62H61L62 64H60L61 65V67H58V65H59V63L57 62L56 64L54 63H52V64H50L49 62L52 60L51 58H52V56L51 55H49L48 54V56H51L50 58L48 57H46V55H43V49L41 48V49H39V51H37V52H35V54H36V56H37V58L38 57H40V58H38V60H40V62H42V61H44V60H46V59H48V61H49V59H51L49 62L48 61H46V63H48V64H46L45 63V61L43 62V63H45V66H42V68L39 66V67H37V69H36V72H34L35 71V68H34V71L33 70H31V71H29L28 73H27V77L29 76V78H27V83H30V82H34V83H30L31 85H33V86H36V85H39V79L41 78L42 79V77H43V75H44V73H43V75H42V73L40 74L41 76H39V77H37L36 78V75L38 74L37 73V71L39 70L38 68H41L42 70H43V67H45V68H47L49 65H51V72H50V78H48L49 79V84H48V86H49V90L55 85L53 82H55V80H54V78H57L55 75H58L59 73H61L62 72V70H63V74H64V70L66 69V70H68V71H73L72 73L71 72H65L66 74V77H64L65 75H63L62 76V74H61V76H62V78L64 77V79L66 80V79H68V76L69 77H71V76H73L75 73H74V71H78L79 72V70L80 69H82V67L83 66H85V64H88V62L90 61L91 62V57H93L92 55H95L99 50V53L100 52H108V54H113L114 56H117L118 54V56L117 57H119V59H125L126 61H132L133 60V58L135 59V61L134 62H131V63H133L132 65H136V62H137V64L140 62V60H139V57L136 55V53L133 51V48L131 47V46H128V44L130 45V41H132V39H134L135 37L137 38L138 36L137 35H140V38H142L143 37V35L144 34H140V33H142V31H144V29H145V27H144V29H143V26H144V23L143 22H141V21H139ZM209 22V23H208ZM211 22V26H213L214 24ZM241 23H242V21H240ZM243 22V23H244ZM5 25H4V24ZM7 23L9 24V25H7ZM12 23V24H11ZM19 23V24H18ZM32 23H34L35 25H33ZM54 23V24H53ZM143 24V26H142V24ZM246 23V22H245ZM50 24V28L48 27V25ZM69 24H70V26H69ZM75 24H77V25H75ZM140 24H141V26H140ZM146 24H145V26H146ZM200 24H202V26H203V28L200 26ZM219 24H221V25H223L224 26V28L226 29V30H223L222 28H223V26L221 27V26H219ZM218 24V27H220L221 28V30H223V32L224 31H226V32H224L226 35H229V36H227V40H225L226 42H228V43H230L231 42V40H235V39H237V38H233V34L232 33H237L238 31H237V29L238 28H240V27H238V23L236 24V26L238 27V28H236L235 26H234V28H236V29H234V28H230L229 27V25H224L223 23H219ZM4 25V26H3ZM24 25V26H23ZM33 25V26H32ZM3 26V27H2ZM10 28H9V27ZM30 26H32L33 27V29H32V27L30 28ZM52 26V27H51ZM72 26V27H71ZM133 26H132V28H133ZM138 26V27H137ZM200 26V27H199ZM210 26V27H211ZM226 26H228L227 28H226ZM231 26V25H230ZM3 29H2V28ZM27 27H29L28 29H27ZM34 27H36V29L37 28H40V29H37V30H35V28ZM46 27H48V28H46ZM73 27H74V29H73ZM77 27V28H76ZM87 27H83V28H86L87 29ZM90 27H88V29L90 28ZM136 27H137V29H136ZM147 27V26H146ZM195 27H194V29H195ZM5 28V29H4ZM9 28V29H8ZM52 28V29H51ZM80 28V29H79ZM140 28V29H139ZM197 28H199V29H197ZM202 28V29H201ZM230 28V29H229ZM16 29H17V32H15L16 31ZM67 29V30H66ZM69 29V30H68ZM85 29V30H86ZM87 29V30H88ZM110 29V30H109ZM118 29V30H117ZM120 29H121V34H120ZM124 29H127V31H124ZM141 29H143V30H141ZM207 29H206V31H204V30H202V31H204L203 32V34H202V31L201 32H198V34L200 35V36H202L203 37V35H205V37L207 36V38H209L208 37V35L210 36V37H212L213 38V35L211 36V34H214L213 32H211L212 30H210V28L208 29L209 31H207ZM212 29V28H211ZM3 30H5V31H3ZM12 30V31H11ZM44 30V31H43ZM84 30V31H85ZM136 30H137V32H138V34H136L137 32H136ZM228 30H229V32H230V30H231V32L230 33H227L228 32ZM233 30V31H232ZM1 31H3V32H1ZM14 31V32H13ZM41 33H40V32ZM65 31V32H64ZM75 31V32H74ZM112 31V32H111ZM117 31V32H116ZM140 31V32H139ZM240 31L241 30H239V32L238 33H240ZM24 32V33H23ZM205 32H209V34L207 33V34H205ZM222 32V33H223ZM61 33H64V34H61ZM79 34H80V32H78ZM77 33V34H78ZM82 33V32H81ZM113 33V35H111ZM115 33V34H114ZM116 33H118V34H116ZM144 33V32H143ZM211 33V34H210ZM223 33V34H224ZM242 33H243V31H242ZM14 34V35H13ZM62 36H61V35ZM68 34H70V35H68ZM131 34V37H129V35ZM222 34V39H223V36L225 35H223ZM18 35V36H17ZM110 35V36H109ZM133 35V36H132ZM232 35V36H231ZM20 36V37H19ZM30 36H32V37H30ZM60 36V37H59ZM67 36V37H66ZM71 37V39H70V37ZM107 36V38H105ZM109 36V37H108ZM119 36H121V37H119ZM142 36V37H141ZM23 37V38H22ZM44 37L45 38H47V39H44ZM49 37V38H48ZM60 38V40H59V38ZM64 37V38H63ZM119 37V38H118ZM225 37L226 36H224V39H225ZM230 37L232 38V39H230ZM43 38V39H42ZM103 38H104V41H103ZM21 39V40H20ZM56 39H58L57 41H56ZM62 39V40H61ZM100 39H102V40H100ZM106 39H108V41H113L112 43V45L111 44H109L107 41H106ZM123 39V40H122ZM131 39V40H130ZM138 39H139V37H138ZM211 39V38H210ZM221 39V38H220ZM221 39V41H222V44H223V42H224V40H222ZM50 40V41H49ZM64 40V41H63ZM100 40V41H99ZM119 40H121V42H122V44H121V42L119 41ZM33 41V40H32ZM60 41V42H59ZM69 41V42H68ZM98 41L100 42V43H102V45L100 44V43H98ZM115 41H116V43H115ZM65 42V43H64ZM95 42H97V44H95ZM110 42V43H111ZM117 42H118V44H117ZM119 42H120V46H119ZM130 42V43H129ZM225 42V43H226ZM26 43V42H25ZM48 43V44H47ZM53 45H52V44ZM57 43H56V45L54 46V47H56L57 46ZM93 45H96V46H98L99 44H100V47H96V46H92V44ZM224 43V44H225ZM49 44H51L50 46H49ZM79 44H78V46H79ZM90 44H91V48L89 49V47H90ZM115 44V45H114ZM127 44V45H126ZM66 45V46H65ZM104 45V46H103ZM111 45V46H110ZM125 46V49H124V46ZM6 46V47H5ZM87 46H89L88 47V50H87ZM247 46V45H246ZM245 45H244V48L242 49L243 51H242V53L245 55L246 53V55L245 56H247L248 54V56H250V53H251V51H250V49L248 50V48H249V45H248V47H246ZM5 47V48H4ZM102 47V48H101ZM103 47H104V49H103ZM123 47V48H122ZM126 47H129V48H126ZM8 48V49H7ZM3 52L4 53H8V51L10 50V47H9V44H5L4 46H3ZM7 49V50H6ZM65 49V48H64ZM77 49V50H76ZM95 49V50H94ZM123 49L124 50H126L125 52H128L129 53V51H131V50H128V49H132V53H133V58H132V53L130 52L129 54L127 53V57H128V55L130 56V57H128V59H126V56H123V54H121L122 55V57H121V55H120V52L121 53H124V51H123ZM247 49V51H250V53H248V52H245V50ZM37 50V49H36ZM42 50V52H40ZM50 50V51H49ZM65 50V51H66ZM83 50V51H82ZM94 50V54L92 53V51ZM77 51V52H76ZM39 52V54H40V56L39 55H37V53ZM83 52H88V55H86V57L84 56L85 55V53H83ZM90 52V53H89ZM119 52V53H118ZM77 53V54H76ZM98 53V54H99ZM116 55H115V54ZM134 53H135V55H134ZM41 54H42V57H41ZM89 54H91V55H89ZM126 54V53H125ZM124 54V55H125ZM131 54V55H130ZM97 55V54H96ZM95 55V56H96ZM83 56V57H82ZM88 56V57H87ZM137 56V57H136ZM247 56V57H248ZM85 57V58H84ZM42 58H44V60L42 59ZM78 58V59H77ZM83 59V62H82V59ZM89 58H90V60H89ZM132 58V59H131ZM41 59H42V61H41ZM81 59V60H80ZM138 59V60H137ZM255 59H256V57H255ZM253 60L252 59V62H251V65H253V66H250L251 68H253V67H255L256 69H258L257 67H258V65H259V61L258 60ZM80 60V61H79ZM71 61V62H70ZM254 61V62H253ZM256 61H258V63L256 62ZM89 62V63H90ZM256 62V64H254ZM69 63H71L70 65H69ZM84 63V64H83ZM253 63V64H252ZM41 64V63H40ZM40 64H38V65H40ZM79 64H80V66H79ZM82 64V65H81ZM44 65V64H43ZM48 65V66H47ZM56 66V67H54L53 68V66ZM59 65V66H60ZM135 65L133 66V68L135 69ZM203 65V64H202ZM201 65V68L200 69H198L199 71H202L203 69H206V70H203V71H205L206 73L205 74H202V75H204L205 76V78H204V76H202L201 75V73H203V72H199V71H197V73L199 72V75H197V76H190V78L188 79L187 78V80L186 81H188V83H190L189 85H199L201 88H200V91H199V93H198V96H199V98H195V97H198L197 95L194 97V98H192L191 99V101L189 100H187V98H183V96H174V98H176L175 100H174V98H173V101L175 102L177 99V101H179V102H175L176 103V107L174 106L175 105V103L172 101V103L174 104V105H170V108H168V109H170L171 110V112L173 113L174 111H175V114L173 113L172 114V118L169 120V119H166L165 121L167 122H164L165 124H166V126H165V124H161L162 126V128L164 129V127H165V129H164V131H162L159 127V129H157V130H159L160 132H159V134H157L158 132H156L155 133V136L154 135H152L151 133H150V135L152 136V137H154L155 139H157V141H154L155 139L154 138H152L150 135H149V133H148V131L146 132V131H144L143 129L144 128H142L141 126H139L140 128H142V131H144V132H146L147 133V135H145V133L144 132H141V130H140V132H139V130L137 129V127H138V125L136 126V129L137 130H134V128H132V130H129V132H127L128 133V137H130V139L128 138V140H127V142H129L130 144L132 143V146H134V148L136 147H138V146H140V147H142V148H145V147H143V146H147V147H152V148H155V147H157V145L158 146H160V144H161V146H162V148H161V146L160 147H157V149H158V151H157V159H158V162H161V158H163V160H166L165 162H167V164L169 165V171L170 172H172L171 173V175H174L173 177L171 176V179L170 180H172V182L174 183V186L172 185V182H171V186H172V189L175 187V199H173L172 200V204H170V208L168 209V211H165L162 207H161V204H158V205H156L157 207L155 208V206H154V208H152V214H150V216L148 217V218H146V219H137V218H135V220H136V222H138V228L140 229V228H142L141 230H139L138 228V230L136 231V234H137V238L134 240V241H128V242H125V243H123L124 245H123V247H121V248H123L122 250H121V248L119 247H116L115 248V246H113V247H111L110 249L111 250H109V251H111L110 253L112 254V256H114L115 255V253H116V255L114 256V259L115 260H117L116 262L118 263V262H120L121 264H123L124 262V264H264V133H262V134H260V135H262V136H259V134H256V136L255 135H252L251 133H249V132H247V131H244V129H243V127H242V135H243V137L245 138V140H244V138L242 137V139L244 140V142H243V140H241L239 143H240V147L238 146H234L235 144V142L233 141V140H231V138L225 133V135H223L222 136V134L220 133L219 134V131L222 129V128H220V127H223L224 126V128L223 129H225L226 128V121H228V118L226 119V117L228 116L229 118H231L230 116H235V117H233V118H231V119H229V120H231L232 122H236L235 120H238V117H241L240 115L242 114V116L246 113V111H247V107H248V102L246 101V100H242V98H238V96H233V95H237V91H236V94H235V92H233L232 90H235L234 88H235V86H240L241 87V85L240 84H242L241 82H243V84L242 85H244V86H242L241 88L242 89H244V87H245V89L244 90H247L246 88L247 87H250V89H252L253 88V86H254V88H256V90H258L259 91V89L260 90H263L264 91V78H258L259 77V75H260V72H261V75L260 76H264V71H261L260 69H258V70H255V68L252 70L253 71V74L254 75H252L253 76V78L254 77H257L256 79L258 80H255V79H253V78H251V79H253V80H249L250 78H249V76H250V74L249 73H251L252 74V72L249 70V65L247 66V67H249V68H247L246 70L244 69L245 67H237V68H239V69H241V70H243L242 72L240 71V70H237V71H240L241 73H244L243 75L245 76V78H244V76L242 75H240V72H238V75L239 76H241V77H243V79L241 78V77H239L238 75H237V71H236V69L235 68H233V71H235V72H233L231 69V71L230 70H228L229 72H226L227 70V68L226 67H224L223 65L222 66H220L219 68H216V67H214V68H216V69H214V68H212L211 70H217V71H219V72H215L214 71V73H218L217 74V76H215V74L214 73H212L211 72V70L208 72V70H209V68H211V66H208L207 65V68H205L206 66H202ZM204 65H206V64H204ZM47 66V67H46ZM214 66V65H213ZM212 66V67H213ZM257 66V67H256ZM50 67V66H49ZM81 67V68H80ZM203 67V68H202ZM78 69V70H76V69ZM133 69V68H131V67H127V65H126V71L128 72V69ZM221 68H223V69H221ZM225 68V69H224ZM58 69H60V70H58V71H61V72H57L56 73V71ZM74 69V70H73ZM222 70H224V71H222ZM244 70H245V72H247L248 73V77L246 78V74L247 73H245L244 72ZM249 72H248V71ZM54 73H56L54 76H52V74H54ZM221 71V72H220ZM34 72V73H33ZM40 72H43V71H40ZM129 72H130V70H129ZM211 72V73H210ZM257 72V73H256ZM258 72H259V75H258ZM35 73H37V74H35ZM208 73H210V74H208ZM219 73H221V74H219ZM228 73H229V75L230 76H228ZM234 73V74H233ZM256 73V74H255ZM69 74V75H68ZM71 74H73V75H71ZM77 74V73H76ZM206 74H207V77H210V78H206ZM223 74H225L224 76H223ZM231 74H232V76H231ZM236 74V75H235ZM263 74V75H262ZM33 75H35V77L33 76ZM39 75V74H38ZM37 75V76H38ZM234 75V76H233ZM258 75V76H257ZM61 76H60V78H59V81L58 80H56L57 81V83H62L61 82V80L60 79H62L61 78ZM135 77V79L138 77H136V75H132V77H131V75H130V73H129V77L127 78V81L128 82H126L125 81V83L124 84H126V85H122V89H124L126 86L128 87H126L127 88V90H123V91H125V92H123L124 94H123V97H124V99H126L127 100V98H130L131 99V97H132V95H133V98L132 99H136V98H138V96H139V93L142 91V89H143V85L144 84H142V86H140L141 85V81H138V80H140V77L139 78H137L136 79V83H135V80H134V77ZM214 76V77H213ZM225 76L226 77H230V79H229V81L227 80V81H225L224 80V78H225ZM235 76H237V77H235ZM32 79H31V78ZM33 77H34V81H31V80H33ZM52 77H54L53 78V80H52V82L50 83V80L52 79ZM193 77H194V79L195 80H193ZM201 77V78H200ZM221 77V78H220ZM222 77H223V79H222ZM235 77V78H234ZM251 77V76H250ZM132 78V79H131ZM192 78V79H191ZM200 78V79H199ZM202 78H204V79H202ZM215 78V80H213ZM217 78V79H216ZM221 79V80H219L220 82H222V83H220L219 81L217 82L216 80H218V79ZM233 78V79H232ZM242 79L241 81H239L238 79ZM29 79V80H28ZM31 79V80H30ZM38 79V80H37ZM58 79V78H57ZM210 79H212V80H210ZM231 79H232V83H231ZM35 80H37L36 82H35ZM192 80V81H191ZM202 80V81H201ZM239 81V82H237V83H234V81ZM254 80L256 81V83L257 82H259V85L258 84H256L258 87H260V86H262V87H260V88H257V86L255 85V84H253V86H252V83L254 82ZM63 82H64V80H62ZM215 81H216V83H215ZM137 82H139V83H137ZM192 82V83H191ZM198 82V83H197ZM227 82V83H226ZM56 83V84H57ZM127 83H128V85H127ZM143 83V82H142ZM193 83H196V84H193ZM230 83V84H229ZM234 83V84H233ZM29 84V85H30ZM131 84V85H130ZM136 84H138L139 86H137ZM221 84H226V85H230V87H231V93H229V92H227V90H229L230 91V87H226L225 85V87L222 85L221 86ZM236 84H239V85H236ZM25 85V84H24ZM28 85V86H29ZM52 85V86H51ZM136 85V87H134ZM233 85V86H232ZM27 86V87H28ZM32 86V88L36 91V88H34ZM50 86H51V88H50ZM125 86V87H124ZM130 86V87H129ZM252 86V87H251ZM37 87V86H36ZM134 87V88H133ZM142 87V88H141ZM204 87V88H203ZM240 87H237L236 89H239ZM0 88H2V89H0V98H1V96L3 97V95L2 94H4V92L3 91H5L6 90V88H4V87H1L0 86ZM133 88V89H132ZM240 88V89H241ZM27 88L25 87V89H23L22 90V94H23V92L26 90ZM28 89L31 91V87L29 88L28 87ZM27 89V92H24L26 95L28 94H30V93H28V92H30L29 90ZM33 89H32V91H33ZM130 89V90H129ZM139 89H141V90H139ZM204 89V90H203ZM137 90V94H135L134 92ZM202 90H203V93H202ZM249 90V89H248ZM250 91V90H249ZM56 92V91H55ZM134 93V94H133ZM200 93H202L201 95H200ZM234 93V94H233ZM258 93V92H257ZM22 94H21V98H20V95H19V100L17 99V101L18 102H20V100H25L26 98H27V96L26 97H23L24 96V94H23V96H22ZM54 94V93H53ZM126 94H129L128 96H130V97H128ZM230 94V95H229ZM260 94V93H259ZM36 95H38V94H36ZM56 95V93L54 94V95H52V96H55ZM52 96L50 97L52 100H54V99H56V97L58 96H56L55 98H52ZM125 96H127L126 98H125ZM233 96V97H232ZM254 96V95H253ZM252 96V97H253ZM37 99V101L39 100L38 99V97L40 98V95L39 96H35ZM59 97V96H58ZM122 97V98H123ZM235 97H237V99L235 98ZM3 99H6V103L8 102V100H7V98H3ZM51 99H49L50 101H51ZM80 99L82 100V98H78V100H71V101H65V100H62L61 98H57L56 100H54L53 102H54V104H56V108H58V109H60V113L59 114H61V112H62V109H63V112H62V114L61 115H58V113H57V111H58V109H55V112H54V108H53V110H52V107L49 105V104H51V105H53V103L52 102H50V103H48L49 102V100L47 101V103H45V104H47V105H45V104H43V105H40L39 106V104L37 105V106H39V107H37V108H43V110L42 109H40V110H42V113L40 114H38V112L40 111L39 109V111H37L36 109L32 112V116H31V118H30V115L29 116H27L28 117V119H26V117L24 118V121H27V122H29V121H31L32 120V117L33 116H35V118L37 119V120H32L29 124H33L31 127L29 126L28 127V125H26V123L24 122V121H22V123H19L20 125H21V128L19 127H17L18 129H22L23 131L25 130V127H27L26 129H29L28 131L27 130H25V132L27 131V132H30V130H31V132H33V131H35V132H37L39 129H41V126L39 127V125H35V123H34V121H37V123L36 124H39L38 123V121L41 123V124H44L43 126H45L46 124H48V125H50L51 123H53V125L56 123V120H59L60 121V118L62 117V116H64V115H66V114H68V112L66 111L67 109H68V107H72V108H74V107H76V106H72V105H75L76 103H74V102H78V104H80ZM197 99V101H195V100ZM235 99V100H234ZM241 99V100H240ZM23 100V101H24ZM58 100H60V104L62 105V106H60V104H59V102L57 103V101ZM144 100V99H143ZM143 100H141L140 102H139V104L138 105H143L144 103H143ZM186 100V101H185ZM192 100H194V101H192ZM218 100V101H217ZM219 100H220V107L222 108V110H223V107L225 108L224 110H223V112L222 111H219V110H221V108L218 106V104H219ZM241 101V102H239V101ZM3 101V100H2ZM5 101V100H4ZM13 101H15V100H13ZM145 101V100H144ZM212 101V102H211ZM215 101V102H214ZM221 101H222V103H221ZM39 102V101H38ZM64 102H67V103H64ZM82 102H84L83 100H82ZM82 102H81V104H82ZM142 102V103H141ZM181 102V103H180ZM195 104H193V103ZM214 102V103H213ZM218 102V103H217ZM224 102V103H223ZM245 102V103H244ZM20 103H22V101L20 102ZM65 105V106H63V104ZM69 103H71V104H69ZM73 103V104H72ZM178 103H180V104H178ZM208 103H210V104H208ZM217 103V104H216ZM247 103V104H246ZM78 104H76V105H78ZM80 104V105H81ZM177 104H178V106H177ZM215 104H216V106H215ZM223 104V105H222ZM239 104H241L242 106H243V108H241L242 106L241 105H239ZM246 104V105H245ZM71 105V106H70ZM181 105V106H180ZM196 105H197V108H196ZM208 105V106H207ZM225 105V106H224ZM245 105V106H244ZM42 106V107H41ZM48 108H47V107ZM199 106H201L200 108L202 109V108H205L207 111L205 112V110L203 111L202 110V113H201V110H200V112H199ZM205 106V107H204ZM207 106V107H206ZM214 106V107H213ZM31 107V106H30ZM44 107H46L45 108V112L46 111H48V110H52V111H50V113H47V114H45L44 115V118H47V116H49L48 118H47V120H45V119H43V120H45V123L42 121V118H43V114H44ZM51 107V108H50ZM59 107H62V108H59ZM64 107V108H63ZM66 107V108H65ZM140 107V106H139ZM213 107V108H212ZM219 107V109H217L218 111L216 112V109L214 110V112L212 111L214 108H218ZM245 107V108H244ZM50 108V109H49ZM138 108V107H137ZM141 108V107H140ZM172 108V109H171ZM177 108H178V110H177ZM208 108V109H207ZM210 108L212 109V110H210ZM240 108V109H239ZM261 108V109H260ZM23 110H24V108H22ZM66 109V110H65ZM259 111H258V110ZM174 110V111H173ZM179 112H177V111ZM181 110V111H180ZM208 110H210V112L208 111ZM256 110H257V112H256ZM261 110V111H260ZM36 111V112H35ZM64 111H66V112H64ZM167 111V113L168 112H170V111H168V110H166ZM184 111V112H183ZM54 114H56V116L55 117H57V116H60V117H57V118H55L54 117V115H52V113ZM141 112V111H140ZM171 112H170V114H171ZM177 112V113H176ZM181 112V113H180ZM204 112V113H203ZM240 112H242L241 114H240ZM244 112V113H243ZM253 112H254V118H255V116H257L258 118H260L261 120H259V121H263V123L262 122H260V124H264V107H256V109H253ZM253 112L251 111V117H252V114H253ZM256 112V113H255ZM37 113V114H36ZM65 113V114H64ZM142 113V112H141ZM167 113L165 112V115H166V117H171V115H169V113H168V115H167ZM178 114H180L179 116H178ZM205 114V115H204ZM238 114V115H237ZM12 114H10V116L9 115H7V117H9L11 120H12V116H11ZM37 115V116H36ZM39 115H41V117L39 118L38 116ZM50 115L52 116L51 118H50ZM175 115V116H174ZM4 116H6V115H4ZM174 116V117H173ZM176 116L177 117H180V119L179 118H176ZM226 116V117H225ZM7 117L5 118V117H3L4 118V120L5 119H7ZM3 118L1 119V121H0V126L2 127L1 128V131L4 133V131H8V132H14L15 131V133H13V134H15L14 135V137L17 139L18 137L20 138L21 137V135L23 134V133H25V132H23L22 130L20 131V130H16V128L15 129H12L13 131H10L11 130V128H13V127H15V125H13L12 127H11V120H10V122L8 121V119L6 120L7 122H9V124L10 125H6V124H8L6 121H4L3 120ZM29 118H30V120H29ZM34 117H33V119H35ZM52 118H53V120H54V122H53V120H52ZM136 118V117H135ZM176 120H178V121H176ZM213 118V120L215 121V119H217V121H216V124H215V122H214V124H215V126L214 125H211V123L213 122V120L211 121L210 119H212ZM226 119V121L224 120V119ZM26 119V120H25ZM41 119V120H40ZM48 119H50V120H48ZM222 119H223V121H225V124H223V126H221L220 124H222V123H224L223 121H222ZM232 119H235L234 121L232 120ZM29 120V121H28ZM168 120L170 121V122H168ZM218 120H221L222 121V123H220L219 124V122H221V121H218ZM3 121L6 123H3ZM43 123H42V122ZM49 121V122H48ZM52 121V122H51ZM47 122V123H46ZM171 122H173L172 123V125H175V127L173 126V129L174 130H177L176 131V133L177 134H175V132L174 131H171V129H172V125L170 124ZM177 122V124H175ZM179 122V123H178ZM231 122V123H232ZM1 123H3L2 125H1ZM24 123H25V125L26 126H24V127H22V125H24ZM57 123H58V121H57ZM229 123H230V121H229ZM6 126H5V125ZM170 124V129H169V127H168V125ZM213 124V123H212ZM219 124V125H218ZM228 124V123H227ZM149 126V123H147L146 124V127L145 126H143V127H145V128H147L148 126ZM262 125H260V126H262ZM19 126V125H18ZM33 126H36L35 127V129L36 130H34V127ZM47 126V125H46ZM218 126H220V127H218ZM3 127H6V129H8V130H6V129H4V131H3ZM11 127V128H10ZM177 127V128H176ZM216 127H218L220 130L219 131H217L218 130V128H217V130L215 129ZM32 128V129H31ZM167 129V130H166ZM168 129H169V131H168ZM33 130V131H32ZM135 132H134V131ZM1 131H0V135H1ZM20 131V132H19ZM132 131V132H131ZM8 132H5V134H6V136L3 134V140L1 139V136H0V139L2 140V142L0 141V148L2 149H0L1 150V152L3 151V148H2V146H6L7 148H8V150L9 149H11V153H7V148H6V150L4 151V152H2V154H4L5 152H6V154H10L11 155V157H10V155H8V156H4V155H2V156H4V158H2L3 159V161L1 162V160L2 159H0V163L3 165V164H6V165H9V163H10V165H12L14 162H19V160H21V156L22 155H20V153L19 152H15V153H17V154H19L18 156H17V154H13L14 155V157L15 156H17V159L18 160H16L15 161V159L14 158H12V150H13V148L14 147H11L10 145H13V144H11L12 142L11 141H13L12 140V138L16 141V139L14 138V137H12L13 136V134H12V136L11 137H9V134H8ZM21 132H23V133H21ZM34 132V133H35ZM169 132V133H168ZM172 132H173V135H172ZM221 132H224V131H221ZM226 132V131H225ZM19 133H20V136H19ZM129 133H130V135H129ZM134 133V134H133ZM143 133V134H142ZM168 133V134H167ZM245 133V134H244ZM246 133H248V134H246ZM18 134V135H17ZM142 134V135H141ZM162 134V135H161ZM17 135V136H16ZM134 135H136V136H134ZM139 135H141L142 136V138H140L141 136H139ZM164 135V136H163ZM252 135V136H251ZM150 136V138H148L147 139V137H149ZM157 136H159V137H161V140L159 139V141H158V138H157ZM225 136H226V138H225ZM258 136V137H257ZM133 139H132V138ZM139 137V138H138ZM176 139H178V140H176ZM228 137H229V139H230V144H228ZM7 138H9V139H7V141L9 140L10 141V143H9V141L8 142H6V145H3V144H5V143H3L4 142V140H6ZM18 138V139H19ZM166 138V139H165ZM168 138V139H167ZM251 138H253V139H251ZM137 139L139 140V141H137ZM141 139V140H140ZM147 140V141H145V140ZM164 139V140H163ZM228 139V140H227ZM130 140V141H129ZM143 140V141H142ZM151 140H153V141H151ZM162 140H163V142H162ZM168 140H171V142L170 141H168ZM173 140V141H172ZM133 141V142H132ZM135 141V142H134ZM140 141H141V143H140ZM150 141V142H149ZM161 141V142H160ZM177 141V142H176ZM233 141V142H232ZM136 142H137V145H135L136 144ZM155 144H154V143ZM156 142L157 143H159V144H156ZM166 144H165V143ZM169 142L170 143H172L173 145V147L171 146V144H169ZM232 142V143H231ZM3 143V144H2ZM7 143H9L10 145L9 146H7ZM14 144H15V142H13ZM239 143H236V145H239ZM241 143H243V145L241 146ZM139 144H141V145H139ZM147 144V145H146ZM150 144V145H149ZM152 144H154V145H156L155 147L154 146H152ZM2 145V146H1ZM168 145H169V147H168ZM175 145V146H174ZM233 146V147H230V146ZM14 146V145H13ZM11 147V148H10ZM139 147V148H140ZM146 147V148H147ZM168 149H167V148ZM5 148V147H4ZM14 151V150H13ZM160 151H162V152H160ZM9 152V151H8ZM159 152H160V154H162L163 152L164 153H166V154H164L165 156H166V158L165 157H163L164 155H161L160 156V154H159ZM159 154V155H158ZM213 154V155H212ZM0 157H1V155H0ZM11 158V159H9V161H7L5 158ZM156 157H155V159H156ZM161 157V158H160ZM20 158V159H19ZM173 158V159H172ZM6 160V162H5V160ZM12 159H14L13 160V163H12ZM156 159V160H157ZM159 159H161V160H159ZM168 160V161H167ZM4 162V163H3ZM7 162H9L8 164H7ZM2 165H1V167H2ZM9 165V166H10ZM1 167H0V169H1ZM174 168V169H173ZM173 170V171H172ZM176 170V171H175ZM175 172V173H174ZM180 172V173H179ZM176 174V175H175ZM11 176V175H10ZM1 177V176H0ZM24 177H26V176H24ZM175 177V178H174ZM177 177V178H176ZM23 178V177H22ZM22 178L20 179V180H22ZM172 178H174V179H172ZM1 179V178H0ZM26 179V181L23 183V181H24V178H23V181H18L16 184H19V185H17L16 186V188L18 189V190H16V189H13L12 191L11 190H9V192L7 191V190H5V193L4 194H2V192H4V191H2L1 189H0V191H2V192H0V201H3V203H5L7 206H9V207H5L6 205L5 204H3L2 202H1V204H3V205H5L4 207H3V205H1L0 206V209H3V208H5V209H3V210H0V212L1 211H3V213H8L10 210H9V208H13V209H15L16 208V212H17V214L15 215V217H12V218H8L6 221L8 222H4V226H3V223L1 224L0 223V232H4V231H6V232H4L5 234H6V236L11 240V242L13 243V241H17L18 242V244L21 242V244H19V245H22L21 247H23V249H22V251H26V250H24V249H27V251L24 253L23 252V255H25L27 252H28V255H29V251L31 252L30 254H31V256L30 257H33L32 256V253H34V257L32 258V259H35V257H36V259L39 257V256H37V255H35V252H33V251H35V248H31V247H27V243H31L30 242V240L32 239V240H35L36 242H37V239L35 238V236L32 234V223L31 222H29L30 221V219H31V217L32 216H36L35 214H38V212H41V211H44V210H48V211H52L51 213H53L55 210H53V209H55L54 208V206H55V204L56 205H58V206H55L56 207V211L57 212H55V213H59L60 212V210H61V208H62V210L65 212L66 211V208H64V207H61V206H64V205H66V204H64V203H62V201L61 200H59V203L58 202H55V201H58L57 200V198L55 197V198H53L52 197V199L54 200V199H56V200H54L53 202H52V199H50L49 201H47V199H49V197H46V196H49L48 194H40V196H39V194L38 195H27V196H25V195H22V194H24L22 191H20L19 189L20 188H25L26 187V185L27 184H31V181H30V179L28 178V177H26L25 178ZM27 179H28V181H27ZM1 181V180H0ZM28 182V183H27ZM26 184V185H25ZM1 185L3 186V184H2V181H1ZM1 185H0V188H1ZM20 186V187H19ZM22 186V187H21ZM29 186V185H28ZM65 189V188H64ZM64 189H63V187H62V189L61 190H63V192H64ZM91 189H95V191L93 190V192H92V190ZM98 188H96V187H88V192H89V190L92 192H90L91 193V195L89 194V195H87L88 194V192H86L85 190H86V188H84V190L82 191V190H77V189H73V191H71V196L68 198V202H73L72 204H76L77 205V203H79L80 205H81V202L84 204V205H86V206H88V205H91V207L92 206H94L96 209H102V210H108V208H104V207H108L107 206V204H109V203H111L110 201L108 202L105 198H104V196H103V194H101V193H99L100 192V190L101 189H99V190H97ZM18 191V193L20 194H18L17 192H13V191ZM66 190V189H65ZM74 190H75V192L76 191H78L80 194H81V191H82V193H84L82 196H84V197H82L81 195H78L79 193H75L74 192ZM174 190V189H173ZM99 191V192H98ZM102 191V190H101ZM8 192V194H10V195H8L7 194V196H5L6 195V193ZM17 193V194H16ZM22 193V194H21ZM65 193V192H64ZM11 194H15V195H17L18 196V198H16V197H12V196H14V195H11ZM75 194H77V195H75ZM93 194H96V196H94ZM98 194H100V195H98ZM42 195V196H41ZM177 195H179V196H177ZM11 196V197H10ZM19 196H21V199L20 200H17V199H19L20 197ZM22 196H24V197H27V198H22ZM28 196H30V197H28ZM81 196V197H80ZM91 196V197H90ZM96 198H94V197ZM97 196H99V198H97ZM6 197H10V199H8V198H6ZM72 197H73V199H74V201H72ZM76 197V198H75ZM7 199V200H4V199ZM101 198H104V201L101 199ZM29 199H30V201H29ZM45 199V200H44ZM94 199V200H93ZM97 199H99L98 201H96ZM30 202H28V201ZM33 200V201H32ZM42 200H44V201H42ZM79 200V202H77L76 203V201H78ZM100 200H102V201H100ZM7 203H6V202ZM26 201L28 202V204L29 205H27V203H26ZM32 201V202H31ZM61 201V202H60ZM88 203H87V202ZM178 201V202H177ZM44 202V203H43ZM47 202H49V204L47 203ZM55 202V203H54ZM75 202V203H74ZM99 202V203H98ZM9 203V204H8ZM14 203V204H13ZM22 203V204H21ZM48 204V205H46L45 206V204ZM53 203V204H52ZM86 203V204H85ZM101 203L102 204H104V205H101ZM24 204H26V205H24ZM30 204H32L31 206H30ZM60 204V205H59ZM64 204V205H63ZM78 204V205H79ZM88 204V205H87ZM93 204V205H92ZM19 205V206H18ZM106 205V206H105ZM110 205V204H109ZM173 205V206H172ZM18 206V207H17ZM20 206H21V209H22V207L24 208V206H25V208L23 209V210H25V209H28V210H25V211H20ZM60 206V210L59 209H57V207H59ZM110 206H112V205H110ZM109 206V207H110ZM34 209H33V208ZM66 207V206H65ZM49 208V209H48ZM50 208H51V210H50ZM6 209H8V210H6ZM65 209V210H64ZM109 209H111V207L109 208ZM6 210V211H5ZM31 210V211H30ZM40 210V211H39ZM58 210H59V212H58ZM119 210H120V212H119ZM121 210H123V208H118V214L121 216V217H124V218H128L129 217V215H131V213L130 212H128V211H122L121 212ZM170 210V211H169ZM8 211V212H7ZM62 211V212H63ZM11 212V211H10ZM25 214H24V213ZM126 214V216H125V214ZM128 212V213H127ZM30 213H33V214H30ZM61 213V212H60ZM120 213H122V214H120ZM130 213V214H129ZM1 214H2V212H1ZM64 214V213H63ZM164 214H165V216H164ZM168 215V217H169V219H167L168 217H167V215ZM18 215H20V216H18ZM28 215H31V216H28ZM23 216H26V218H24ZM16 217H18V218H16ZM22 217H23V219H22ZM28 217L30 218V219H28ZM34 217H32V218H34ZM165 217H166V219H165ZM16 218V219H15ZM15 219V220H14ZM26 221V223L25 222H22V221ZM32 220V219H31ZM141 220V222H139ZM147 220V221H146ZM11 221V222H10ZM14 221V224H12V222ZM144 221V223H142ZM160 221H161V223H160ZM166 221L168 222V223H166ZM10 222V223H9ZM19 222V223H18ZM27 222H29V224L27 223ZM147 222H148V224H147ZM8 224V225H7ZM20 224V225H19ZM24 224H26V225H24ZM150 224V225H149ZM29 226V228L31 229H29L28 228V226ZM25 226V227H24ZM147 226H149V227H147ZM4 227V228H3ZM23 227V228H22ZM27 227V228H26ZM154 227V228H153ZM168 227H170V228H168ZM6 228V229H5ZM3 229V230H2ZM29 229V230H28ZM30 231V232H29ZM141 232H143V233H141ZM9 235H8V234ZM31 234H32V236L34 237V239H33V237H31ZM135 233L133 234V237L135 238V236L134 235H136ZM11 235V237L13 238V239H11V237H9ZM30 237H29V236ZM68 235H69V233H68ZM68 235H66L67 237L66 238H69V236ZM26 236H27V238H26ZM18 238H19V240H21L20 242H19V240H18ZM28 239H29V241H28ZM155 239V240H154ZM31 240V241H32ZM144 240H145V244L143 243L144 242ZM26 243H25V242ZM34 241V242H35ZM142 241V242H141ZM150 241V242H149ZM24 242V243H23ZM33 242V241H32ZM23 243V244H22ZM103 243H105V242H103ZM103 243H101V245H104ZM141 243H143V244H141ZM13 244H15V243H13ZM17 244V245H18ZM153 246H152V245ZM16 244L14 245V246H17ZM19 245H18V248H20L21 249V247H19ZM99 246H100V244H99ZM98 246V248H101V247H99ZM152 246V247H151ZM29 248V249H28ZM19 249V250H20ZM113 249V250H112ZM144 249V250H143ZM149 249V250H148ZM156 249H157V251H156ZM116 250V252H114ZM139 250H141V251H139ZM21 251V250H20ZM135 251H136V253H135ZM149 251V252H148ZM151 251V252H150ZM140 252V253H139ZM145 252H147V253H145ZM152 252H154V253H152ZM148 253H152L151 254V257H150V254L148 255ZM123 254H125V255H123ZM154 254H156L155 256H154ZM28 255H25V257L26 256H28ZM121 255V256H120ZM152 255H153V258H152ZM128 256V257H127ZM129 256H130V258H129ZM140 256V257H139ZM143 256V257H142ZM149 256V257H148ZM116 257V258H115ZM122 257V258H121ZM147 257V258H146ZM118 258V259H117ZM125 258V259H124ZM132 258H134V259H132ZM139 258V259H138ZM149 258H151V259H149ZM148 259V260H147ZM45 260V259H44ZM121 260H123V262L121 261ZM130 260V261H129ZM134 260V261H133ZM127 261V262H126ZM135 261H136V263H135ZM140 261V262H139ZM23 262H25L24 260H23ZM34 262V261H33ZM72 262H73V264H83V263H81V262H78V261H74V260H70V261H68V262H66V263H64V264H72ZM78 262V263H77ZM132 262V263H131ZM28 263H32V262H26V264H28ZM32 264H34V263H32Z\"/></svg>","mask_w":264,"mask_h":264}]
</instances>
